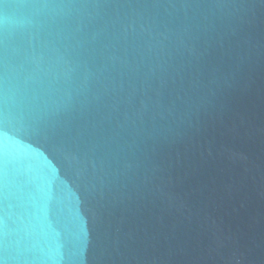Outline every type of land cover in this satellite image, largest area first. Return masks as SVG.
Listing matches in <instances>:
<instances>
[{"label":"water","instance_id":"1","mask_svg":"<svg viewBox=\"0 0 264 264\" xmlns=\"http://www.w3.org/2000/svg\"><path fill=\"white\" fill-rule=\"evenodd\" d=\"M0 264H264V0H0Z\"/></svg>","mask_w":264,"mask_h":264}]
</instances>
